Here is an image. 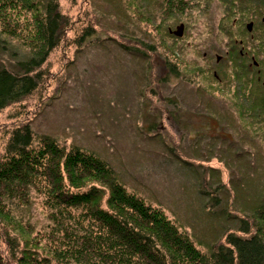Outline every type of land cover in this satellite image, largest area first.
Instances as JSON below:
<instances>
[{
    "label": "rangeland",
    "instance_id": "374dc122",
    "mask_svg": "<svg viewBox=\"0 0 264 264\" xmlns=\"http://www.w3.org/2000/svg\"><path fill=\"white\" fill-rule=\"evenodd\" d=\"M57 1L67 20L68 40L49 52L35 72L41 87L0 110V135L28 120L38 137L51 136L67 151L80 148L96 154L110 163L128 190L162 206L187 230L215 240L223 222L209 215L208 206L218 184L223 186L220 197L225 195L233 209H239L259 195H244L249 180L258 175L264 179V143L262 147L242 142L251 133L233 105L238 84L224 81V91L229 92L222 96L218 82L209 83L215 64L231 69L228 52L233 45L220 33L222 4ZM253 18L259 24L256 31L251 23L249 33L242 34L237 20L231 27L236 43L243 42L245 65L253 58L264 60L256 47L264 36V23H259L260 13ZM32 50L0 27V70L23 74L32 63ZM201 71L210 72L209 77ZM5 146L0 136V156L6 154ZM41 200L32 198L30 220L14 209L20 221L30 222L37 231L48 223ZM3 227L0 224V251L14 264Z\"/></svg>",
    "mask_w": 264,
    "mask_h": 264
},
{
    "label": "trees",
    "instance_id": "16d2710c",
    "mask_svg": "<svg viewBox=\"0 0 264 264\" xmlns=\"http://www.w3.org/2000/svg\"><path fill=\"white\" fill-rule=\"evenodd\" d=\"M218 1L225 15L220 33L233 45L228 52L231 69L219 63L212 71L207 66L212 72L209 83L218 82L222 96L229 92L224 91V81L230 86L238 84L233 105L251 133L242 142L263 147L264 60L253 58L249 65L243 64V42L236 43L231 27L237 20L242 34H247L251 23L252 32L256 31L259 24L255 20V25L253 16L260 13L259 23H264V0ZM58 8L57 0H0L1 31L33 48L32 63H27L23 74L0 70V110L41 87L35 72L49 52L62 40L67 42V20ZM165 11L169 13L168 8ZM248 18L251 21L245 28ZM78 41L80 44L81 37ZM256 47L264 53V36ZM200 73L209 77L210 72ZM4 133L0 135L6 141V154L0 156V224L5 229L4 242L6 239L11 247V263L264 264L262 175L255 180L251 177L244 192L259 195L251 205L245 203L239 209H233L225 195L220 197L223 186L218 184L215 196L209 197L212 210L208 214L223 222V230L211 241L187 230L184 222L169 217L162 206L128 190L110 163L96 154L80 148L67 151L51 136L38 137L28 120ZM32 198H42L39 203L45 209L41 211L48 221L43 226L48 234L45 228L37 231L30 222L20 221L14 212L19 208L30 220ZM9 263L0 251V264Z\"/></svg>",
    "mask_w": 264,
    "mask_h": 264
}]
</instances>
